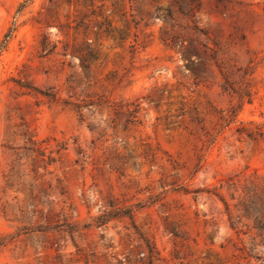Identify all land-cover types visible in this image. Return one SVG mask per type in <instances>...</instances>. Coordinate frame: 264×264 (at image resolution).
Wrapping results in <instances>:
<instances>
[{
	"label": "rangeland",
	"instance_id": "374dc122",
	"mask_svg": "<svg viewBox=\"0 0 264 264\" xmlns=\"http://www.w3.org/2000/svg\"><path fill=\"white\" fill-rule=\"evenodd\" d=\"M175 1L0 0V264H264V0Z\"/></svg>",
	"mask_w": 264,
	"mask_h": 264
},
{
	"label": "trees",
	"instance_id": "16d2710c",
	"mask_svg": "<svg viewBox=\"0 0 264 264\" xmlns=\"http://www.w3.org/2000/svg\"><path fill=\"white\" fill-rule=\"evenodd\" d=\"M218 1H220V0H218ZM174 3L177 4L178 8H180L179 7V3L177 1L174 0ZM157 8L161 11V15H162V19H163L164 24H170V25H172L173 9L170 6H167L165 8H162L160 5H157ZM9 33H7L5 35L6 38L9 36ZM6 38L4 39V41L6 40Z\"/></svg>",
	"mask_w": 264,
	"mask_h": 264
}]
</instances>
